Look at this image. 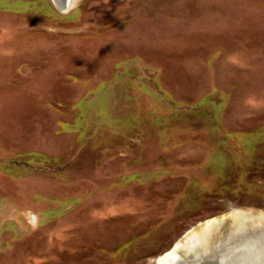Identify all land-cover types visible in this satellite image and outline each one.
Segmentation results:
<instances>
[{
    "label": "rangeland",
    "instance_id": "1",
    "mask_svg": "<svg viewBox=\"0 0 264 264\" xmlns=\"http://www.w3.org/2000/svg\"><path fill=\"white\" fill-rule=\"evenodd\" d=\"M235 210L190 264L264 232V0H0V264H156Z\"/></svg>",
    "mask_w": 264,
    "mask_h": 264
},
{
    "label": "bare ground",
    "instance_id": "2",
    "mask_svg": "<svg viewBox=\"0 0 264 264\" xmlns=\"http://www.w3.org/2000/svg\"><path fill=\"white\" fill-rule=\"evenodd\" d=\"M53 1L56 4V6H58V8L60 10H62V12H65L71 6V4L73 3L74 0H53ZM252 217L253 216L250 213H246V212H243L241 210H235V211L229 212L227 214H224L222 216H219V217L217 216L215 218L206 220L205 222L203 221V223H201L199 226L197 225V227H195V229L192 228L193 230L189 232V236H185L184 238L180 239L172 249L167 250L164 253L157 256V258L155 259L156 264H190V262L188 260L189 258L198 261L202 257L205 256V252H207V250H209L208 249L209 247L217 244V242L220 240L218 233H221L220 230L222 228L220 226H222V223H224V222L234 223V222L238 221L237 219H240L242 221V220H247V219L252 218ZM248 222H250V221H248ZM217 225H219L218 228H217ZM226 225L227 224H225V226ZM225 226H223V228ZM233 226H234V224H233ZM251 229H253V228H251ZM226 230H229V228ZM223 232H224V230H223ZM231 234H233V233H231ZM263 239H264V237H263ZM228 240H229V238H228ZM241 242H243V241H241ZM242 245H243V243H242ZM237 254L238 253H236V255H232L230 257L228 256L229 259L224 257L225 256L224 254H220V256L216 257L217 259H215V261L213 260L212 263L213 264H237L238 261H240L241 264H247V263L249 264V263H252V261L254 260L256 262V264H259L261 261L259 258V254H260L263 257V260L260 264H264V248H263V246L258 244L257 241L254 239L251 240L250 245L248 244L246 247H244L240 250L239 256ZM205 264H207V263H205Z\"/></svg>",
    "mask_w": 264,
    "mask_h": 264
},
{
    "label": "water",
    "instance_id": "3",
    "mask_svg": "<svg viewBox=\"0 0 264 264\" xmlns=\"http://www.w3.org/2000/svg\"><path fill=\"white\" fill-rule=\"evenodd\" d=\"M247 232V231H246ZM255 232V231H254ZM245 234H249L248 236H251L252 239L256 240L258 244H260L261 246H263L264 248V240H263V237H264V232L263 231H259L257 233H245ZM236 242V241H235ZM224 252V250H222ZM227 251V250H226ZM219 253V255H218ZM218 253H213L214 255L216 256H220V254H222L221 252H218ZM225 254H228L226 252H224V255ZM259 258H260V263L262 262L263 260V257L259 254ZM259 263V264H260Z\"/></svg>",
    "mask_w": 264,
    "mask_h": 264
},
{
    "label": "flooded vegetation",
    "instance_id": "4",
    "mask_svg": "<svg viewBox=\"0 0 264 264\" xmlns=\"http://www.w3.org/2000/svg\"><path fill=\"white\" fill-rule=\"evenodd\" d=\"M254 149L253 150H249V149H246V151L245 152H243L244 154H246V158H244V159H247V158H249L250 156H251V153H254ZM258 153V152H257ZM260 160H261V158H260Z\"/></svg>",
    "mask_w": 264,
    "mask_h": 264
}]
</instances>
